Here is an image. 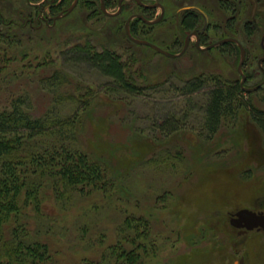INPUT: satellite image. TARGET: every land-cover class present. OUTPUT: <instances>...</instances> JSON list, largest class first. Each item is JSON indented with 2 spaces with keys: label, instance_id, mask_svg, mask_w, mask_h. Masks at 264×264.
I'll use <instances>...</instances> for the list:
<instances>
[{
  "label": "rangeland",
  "instance_id": "obj_1",
  "mask_svg": "<svg viewBox=\"0 0 264 264\" xmlns=\"http://www.w3.org/2000/svg\"><path fill=\"white\" fill-rule=\"evenodd\" d=\"M24 1L0 0L1 17L24 21ZM247 10L251 22L257 18L242 70L248 76L258 75L252 86L262 80L259 59L264 54L259 51L264 42V0H250ZM17 26L14 33L31 56L29 62L19 61V57L9 71L19 70L26 62L36 68L47 55L56 65L44 69H63L69 74L67 92H93L81 141L98 158L108 160L119 177L116 197H76L63 209L49 196L42 220L31 219V228L42 229L43 238L56 251L58 264H82L84 258H95L104 234L105 245L115 243L117 224L126 212L151 222L158 251L149 264H241L242 259L244 264H264V232L239 235L236 229L226 230L230 213L242 208L264 210V135L248 111L241 110L237 120L224 123L210 137L208 131H201L209 87L193 96L180 92L186 81L199 75L240 83V55L192 52L171 59L125 43L115 24L105 16H90L84 5L50 28L23 31ZM167 30L165 26L158 32ZM237 38L246 46L245 36ZM155 41L162 44L157 38ZM86 42L100 52L118 53L145 95L109 93L110 78L90 64L66 61L65 50ZM44 69L37 74L51 73ZM27 77H8L9 91L16 96L28 94L32 113L40 116L50 108L52 95ZM7 97L0 96V107H5ZM248 98L264 110V88ZM74 109L68 104L65 112ZM173 115L179 120L175 129L174 124H164Z\"/></svg>",
  "mask_w": 264,
  "mask_h": 264
},
{
  "label": "trees",
  "instance_id": "obj_2",
  "mask_svg": "<svg viewBox=\"0 0 264 264\" xmlns=\"http://www.w3.org/2000/svg\"><path fill=\"white\" fill-rule=\"evenodd\" d=\"M22 18L24 21L15 22L0 15V96L8 95L5 107H0V264H58L56 251L44 239L42 229L31 228V219L42 220L49 196L63 209L76 197L95 194L116 197L119 177L108 160L98 158L81 141L93 92H67L71 84L69 74L63 69H44L56 65L47 55L36 68L26 62L19 70L9 71L11 63L19 57L23 62L31 56L22 38L14 33L16 25L23 31L28 27L23 14ZM63 55L66 61L90 64L110 78L109 93L145 95L121 56L111 50L100 52L86 42L65 50ZM40 68L51 73L40 76L37 74ZM11 75L15 78L28 75L27 80H37L52 95L50 108L35 116L28 94L16 96L9 91ZM210 80L211 77H197L180 88L184 96H193L209 87L201 131H208L212 137L224 123L237 120L240 111L245 110L264 135V110L253 104L248 98L250 94L238 83ZM68 104L75 106L72 113L65 112ZM164 124H174L175 129L179 120L169 116ZM116 239L115 243L105 245V234L102 235L96 257L84 258L82 264H149L157 256L158 244L147 217L126 212L117 224Z\"/></svg>",
  "mask_w": 264,
  "mask_h": 264
},
{
  "label": "flooded vegetation",
  "instance_id": "obj_3",
  "mask_svg": "<svg viewBox=\"0 0 264 264\" xmlns=\"http://www.w3.org/2000/svg\"><path fill=\"white\" fill-rule=\"evenodd\" d=\"M24 2L22 14L26 26L36 30L55 26L59 20L68 17L78 5H84L89 9L90 16L96 15L97 19L100 16H105L107 21L115 24L123 32L125 43H134V45L154 50L150 46L136 43L133 38L149 42L169 54L178 55V57H169L154 50L171 59H177L192 52L199 55L211 54L213 51L225 56L240 55L238 72L241 75V81L236 83L240 84L246 94L256 93L264 88V55L259 59L261 81L249 86L258 75L254 73L248 76L242 71L246 63L250 35H254L256 32L253 23L257 18L251 22L248 17L247 8L250 0H73L72 2L71 0H25ZM75 3H77L76 7L68 13ZM165 26L168 29L166 35L164 32L160 34L158 31L164 29ZM176 31L180 35H177ZM239 34L245 36L247 47L237 38ZM155 38L161 40L162 44L155 41ZM261 53L264 54V42L259 51V54ZM192 59L193 56L190 57V60ZM193 61L195 60L193 59ZM197 77L204 79L211 77V83L231 84L214 75H199ZM257 87H259L258 90L254 92L246 91V89ZM237 212L230 213L227 227L240 232L243 229L230 228V222ZM256 212L264 213V210H256ZM254 231L264 232V230L258 229Z\"/></svg>",
  "mask_w": 264,
  "mask_h": 264
},
{
  "label": "water",
  "instance_id": "obj_4",
  "mask_svg": "<svg viewBox=\"0 0 264 264\" xmlns=\"http://www.w3.org/2000/svg\"><path fill=\"white\" fill-rule=\"evenodd\" d=\"M76 4L77 3H75L73 6H71V8L68 10V13L72 12V10L76 7ZM103 9L105 10L104 4H103ZM128 34L130 35L129 32H128ZM133 40L138 44L150 46L151 48H153L157 52L164 54L166 56L178 57V55L176 56V55L169 54L165 50H163L160 47H158L154 44H151L149 42L136 40L134 38H133ZM244 56H245V52H244ZM242 85H243V83H242ZM258 88L259 87L252 88V89H246V91L247 92H254V91L258 90ZM231 227H234L237 229H243L242 231L239 232V235H245L251 231H254L255 229L264 230V213L263 212L258 213L256 211L250 210V209H242L234 215V218L230 222V228ZM241 264H244V259L241 260Z\"/></svg>",
  "mask_w": 264,
  "mask_h": 264
}]
</instances>
